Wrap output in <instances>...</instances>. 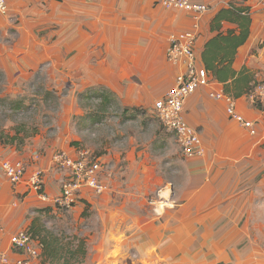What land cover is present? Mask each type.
I'll return each mask as SVG.
<instances>
[{
  "label": "crops",
  "instance_id": "obj_1",
  "mask_svg": "<svg viewBox=\"0 0 264 264\" xmlns=\"http://www.w3.org/2000/svg\"><path fill=\"white\" fill-rule=\"evenodd\" d=\"M195 1L209 10L197 17L157 0H7L6 14L19 21L0 44V71L7 85L17 92L33 85V76L40 73L46 96L61 93L62 109L55 136L39 128L24 146L0 143V264H8L3 258L12 264L23 257L11 238L29 230L34 218L63 214L54 198L69 171L53 157L57 152L76 157L85 149L78 145L83 120L103 117L97 107L86 112L85 101L108 94L113 100L107 105L102 100L100 110L118 103L126 118L144 116L142 128L152 125L147 117L156 116L155 102L186 66L167 56L170 36L182 32L196 34L197 65L213 81L191 94L183 109L205 151L185 156L181 172L178 157L171 158L177 173L169 179L161 174L162 153L157 155L167 145L162 129L156 128L148 142L130 134L123 147L117 144L96 155L105 188L98 192L83 186L70 210L81 225L74 233L82 236L87 230L84 264H260L247 230L253 200L264 184V102L252 97L255 86L264 82V0ZM225 9L250 18L249 35L236 48L234 37L240 39L244 28L234 15L219 19ZM35 21L58 23L57 31L37 34ZM219 37L229 51L226 59L221 49L218 54L207 51ZM212 90L232 98L236 112L254 124L255 135L228 114L226 99L210 96ZM5 159L25 162L20 182L4 173ZM35 169L43 171L48 200L30 185ZM33 245L40 256V242L33 238ZM39 256L29 257L30 264H42Z\"/></svg>",
  "mask_w": 264,
  "mask_h": 264
},
{
  "label": "rangeland",
  "instance_id": "obj_2",
  "mask_svg": "<svg viewBox=\"0 0 264 264\" xmlns=\"http://www.w3.org/2000/svg\"><path fill=\"white\" fill-rule=\"evenodd\" d=\"M18 23L19 21L13 13H9L8 15L0 14V44L5 43V35H11L16 31L15 27L17 28ZM34 23L37 25L35 32L37 34L41 33V35L43 36L48 31H57L58 28V23L51 21H35ZM31 81L35 83L16 92L15 89L7 85V78L5 74L1 73L0 71V95L14 97V99L22 98V102L19 106L22 109L19 108L16 109V111L13 110L11 104L1 103L0 131H2V129L9 130L14 123L15 126L20 125V123H26L27 125L25 129H27V133L29 135L33 134V132L35 131L34 127L38 125L40 129H46L47 137H53L58 132L57 118L62 109L61 93L58 92V94H56V98H53L51 94H48L46 96V86L42 84L43 78L40 73L33 76ZM101 101L102 98L94 97L85 101L84 103L86 112L91 113L92 109H95L97 107V111H99V113H101L100 116L103 115V117L95 120V122L98 123H95L93 121L90 122L89 118L83 120V129H78L80 135V140L78 141L79 146L85 148V150H92V152L94 151L96 153L104 155L109 152L110 148L113 149L114 145L119 144V147H123V144L127 143L126 138H128L130 134H134V136H136L140 142L145 140L148 142L155 136L156 128L162 129V134L167 140V145H165L162 151L158 149V154L156 153L158 155V159L160 152L162 153L163 157L161 174L165 177V179H169L173 176L172 174L177 173V171H175V168L171 167L169 164L171 158L175 157H178L177 159L180 162L179 172H181V163L185 155L183 153L179 140L174 133L168 131L164 127L157 116H154V118L151 119H149L150 117H147V121L153 122L152 125H147L143 129L141 126L143 122H141L140 120L143 119L144 116L135 118L131 117V119H128L123 114L124 108L120 107V105L118 106V103H112L108 108L106 106L104 107V110H100ZM24 145V143L17 144L18 147ZM252 205L253 213L249 215L250 223L249 229L247 231L251 234L252 237L251 248L253 250V256L259 259L260 264H264V184L263 186H261L257 197L253 200ZM73 207L66 209L67 213L64 209H62V215H44L38 221V225L41 224L48 230H51L59 235L63 233L68 237H73L75 235L83 237V235L85 234L84 232L87 231L84 228V234L82 233V236L74 233L81 228V225L79 222H77V220L73 219V216H71L70 214ZM77 224L79 225L77 226ZM76 227L78 229H76ZM39 246V249L42 250L41 245ZM246 252H248V247H246ZM39 258L41 259H39V261L43 260L41 254ZM250 264L256 263L252 262Z\"/></svg>",
  "mask_w": 264,
  "mask_h": 264
},
{
  "label": "built area",
  "instance_id": "obj_3",
  "mask_svg": "<svg viewBox=\"0 0 264 264\" xmlns=\"http://www.w3.org/2000/svg\"><path fill=\"white\" fill-rule=\"evenodd\" d=\"M166 8H176L196 13L197 17L206 13L209 6L195 0H157ZM9 12L7 0H0V13ZM196 34L193 32H182L170 36V45L167 56L170 61H183L185 69L177 76L176 84L167 94L157 100L154 104L156 116L164 127L174 133L181 145L185 156H200L204 153V147L199 133L191 127L184 118L183 109L186 99L201 87L213 85V81L206 68L200 67L196 62L195 53ZM210 96L217 99H226L228 102V114L249 128L252 135L256 134V129L251 121H247L242 115L236 112L234 101L226 96L224 92L212 90ZM252 97L264 102V82L255 86ZM54 163L62 169L69 171L63 180L61 194L54 198L57 207L69 209L79 198V191L83 186L92 187L98 192L104 190L99 173L102 170L101 158L92 151L82 149L76 157H71L65 152H57L53 157ZM2 168L6 176L13 183L20 182L26 173V164L22 159H5ZM31 187L40 193L43 200H48L44 193L43 171L35 169L30 176ZM11 244L17 251L23 252V257L12 264H30L29 257H38L39 251L33 245V238L29 230H21L11 238ZM4 263L10 264L3 258Z\"/></svg>",
  "mask_w": 264,
  "mask_h": 264
},
{
  "label": "trees",
  "instance_id": "obj_4",
  "mask_svg": "<svg viewBox=\"0 0 264 264\" xmlns=\"http://www.w3.org/2000/svg\"><path fill=\"white\" fill-rule=\"evenodd\" d=\"M232 15L236 16L235 19L240 21L241 26L244 28L242 33V36L240 39H237V37H234L235 45H233L234 48H236L241 42L245 41L246 38L249 35V28L248 25L250 24V18L249 16H246L244 14L237 12L236 10H222L220 17H227L230 18ZM220 40L224 41L225 39L222 37H219L213 41V44L209 47L207 51H210V54H218L221 53L223 50V47L220 46ZM222 51H221V50ZM229 51H225L223 58H228ZM226 53V54H225ZM233 53V52H232ZM208 54L205 53V59H207V66L210 68H213V63L211 61H208V58H206ZM217 57L216 55L213 56V59ZM102 100L104 101V105H107V102H110L113 100L112 97L108 94L101 95ZM22 102V98L14 99V97H8V96H1L0 95V106L1 103H9L13 107V110L16 111V109H19L21 107L20 103ZM102 105V104H101ZM18 107V108H16ZM22 109V108H21ZM130 110L129 108H126V111ZM98 118V117H97ZM96 120V119H95ZM9 130L2 129L0 131V143L4 145H17L22 144L25 142V140L31 138L36 132L39 130V126L36 125L35 131L32 135H29L27 133L26 123H20V125L15 126V123L13 124ZM97 156H101L102 154L93 152ZM39 218H34V221L29 228V233L32 238L39 240L41 248H42V257L43 263H49V264H84L85 259L87 256V241L84 237L79 236H73L68 237L65 234H57L51 230H48L43 225H38Z\"/></svg>",
  "mask_w": 264,
  "mask_h": 264
}]
</instances>
